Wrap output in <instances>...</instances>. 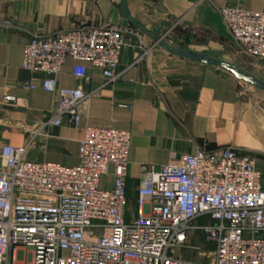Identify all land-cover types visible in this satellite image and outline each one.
I'll use <instances>...</instances> for the list:
<instances>
[{
	"label": "built area",
	"instance_id": "obj_1",
	"mask_svg": "<svg viewBox=\"0 0 264 264\" xmlns=\"http://www.w3.org/2000/svg\"><path fill=\"white\" fill-rule=\"evenodd\" d=\"M234 40L264 59V13L218 8ZM129 49L115 25L78 28L35 37L24 51V70L48 76L43 89L58 94L48 124L80 128L81 106L116 84ZM68 59L72 75L89 78L86 64L103 72L98 89H58ZM25 90L34 89L24 85ZM10 101L11 98H6ZM79 164L26 160L27 148L0 154V264H208L191 241L201 231L216 246L211 264H264V190L254 159L233 148L171 155L162 167H141L137 214L127 218L132 134L86 126ZM113 170L112 189L102 178ZM200 220L206 224L197 227ZM197 252L198 261L183 254Z\"/></svg>",
	"mask_w": 264,
	"mask_h": 264
},
{
	"label": "crops",
	"instance_id": "obj_2",
	"mask_svg": "<svg viewBox=\"0 0 264 264\" xmlns=\"http://www.w3.org/2000/svg\"><path fill=\"white\" fill-rule=\"evenodd\" d=\"M224 7L264 13V0H0V154L7 146L27 148L29 162L74 168L86 126L130 132L128 219L137 214L141 167L165 166L171 155L242 151L254 159L264 190V94L221 70L172 56L132 23L154 36L165 34L175 49L234 63L264 82V59L234 40L217 10ZM105 25L126 34L120 80L83 103L80 128L46 125L33 138L25 129L48 124L59 96L43 89L48 76L23 69L25 48L35 37ZM74 65L68 59L63 66L59 90L103 85L102 70L86 64L89 78L79 81ZM114 181L111 170L102 188L112 189Z\"/></svg>",
	"mask_w": 264,
	"mask_h": 264
},
{
	"label": "water",
	"instance_id": "obj_3",
	"mask_svg": "<svg viewBox=\"0 0 264 264\" xmlns=\"http://www.w3.org/2000/svg\"><path fill=\"white\" fill-rule=\"evenodd\" d=\"M132 23L137 27L140 33L148 35L150 38L153 39V42L155 45L161 47L162 49H164L166 52H168L172 56L188 61L190 63L200 64V65H204V66H208L211 68L221 70L229 74L233 78H235L237 81L243 82L264 94V82L259 80L258 78L250 74L249 72L243 70L240 66L234 63L224 61V60L212 58L209 55H203V54H199V53H195L192 51H187V50H183L179 48L175 49L164 41L165 34L154 36L153 34H150L146 30L141 28L136 23L134 22Z\"/></svg>",
	"mask_w": 264,
	"mask_h": 264
},
{
	"label": "rangeland",
	"instance_id": "obj_4",
	"mask_svg": "<svg viewBox=\"0 0 264 264\" xmlns=\"http://www.w3.org/2000/svg\"><path fill=\"white\" fill-rule=\"evenodd\" d=\"M206 224L205 220H200L197 223V227L201 228L203 225ZM192 246H196L200 248V253L205 254L206 257V262L208 264H211L212 262V254L216 250V246L213 243H209L206 239V236L204 233L199 229L197 231V234L194 236L192 241L190 242ZM186 258L190 259L191 261H198L199 260V255L197 252H192V251H185L183 254Z\"/></svg>",
	"mask_w": 264,
	"mask_h": 264
}]
</instances>
